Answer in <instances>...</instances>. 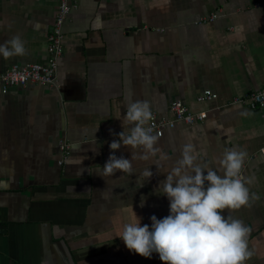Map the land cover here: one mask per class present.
Listing matches in <instances>:
<instances>
[{"label": "crops", "instance_id": "0c3cea01", "mask_svg": "<svg viewBox=\"0 0 264 264\" xmlns=\"http://www.w3.org/2000/svg\"><path fill=\"white\" fill-rule=\"evenodd\" d=\"M58 7L0 0V44L19 36L26 49L0 56V70L48 61ZM63 34L57 85L0 91V264H164L130 252L120 234L136 216L150 226L170 214L159 186L188 143L218 172L225 149L248 153L242 175L255 176L247 186L260 199L233 215L251 228L245 264H264V110L234 101L264 89V0H72ZM206 89L218 97L200 101ZM128 97L160 118L173 101L206 118L167 128L133 174L103 177L110 143L131 127ZM121 145L117 157L141 151Z\"/></svg>", "mask_w": 264, "mask_h": 264}, {"label": "clouds", "instance_id": "9594fccd", "mask_svg": "<svg viewBox=\"0 0 264 264\" xmlns=\"http://www.w3.org/2000/svg\"><path fill=\"white\" fill-rule=\"evenodd\" d=\"M25 54L19 36L0 44V56L4 59ZM125 119L131 127L110 143L112 154L98 172L103 177L113 176L118 170L131 175L134 160L147 161L159 152V134H154L150 126L153 112L147 100L126 98ZM121 142L140 149V153L132 152L131 160L117 157L114 153L121 148ZM194 153L193 144L183 145L180 158L160 183L162 194L169 200L170 214L162 219L152 215L150 226L142 225L141 218L136 216L124 224L120 239L130 252L142 257L151 258L158 253L164 264H245L255 254L248 246L251 228L233 211L260 199L247 186L255 176L242 175L248 153L225 149L218 159L219 172L208 162H198ZM140 176L150 179L153 172L146 168ZM138 184L143 186L139 177ZM225 209L229 210L227 217L221 214Z\"/></svg>", "mask_w": 264, "mask_h": 264}, {"label": "built area", "instance_id": "2783aa9c", "mask_svg": "<svg viewBox=\"0 0 264 264\" xmlns=\"http://www.w3.org/2000/svg\"><path fill=\"white\" fill-rule=\"evenodd\" d=\"M72 7V0H59V7L55 17L53 29L49 35L48 61L46 63H27L24 65H12L7 69L0 70V91L7 93L11 86H27L29 84L39 85H57L59 60L63 55V26L69 16ZM217 15L213 14L209 21H213ZM218 95L210 89H206L199 97L200 101L216 99ZM235 102L248 103L252 108L264 110V89L252 92L245 97L234 99ZM172 113L171 117L160 118L153 113V120L150 126L153 127L154 134L163 136L167 128H174L179 123L195 124L204 121L205 111L193 112L187 105L181 101H173L169 107ZM62 157L60 164L63 165L70 153L71 144L61 143ZM264 153V146L261 148Z\"/></svg>", "mask_w": 264, "mask_h": 264}]
</instances>
